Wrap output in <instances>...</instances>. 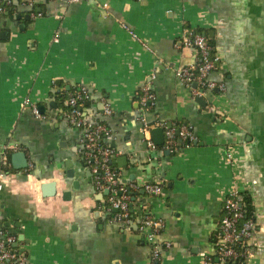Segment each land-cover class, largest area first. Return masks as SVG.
Segmentation results:
<instances>
[{
  "label": "crops",
  "instance_id": "crops-1",
  "mask_svg": "<svg viewBox=\"0 0 264 264\" xmlns=\"http://www.w3.org/2000/svg\"><path fill=\"white\" fill-rule=\"evenodd\" d=\"M9 1L0 19V230L16 235L29 263L213 264L223 200L234 186L254 206L247 264H264V97L254 89L250 45L252 27L264 26V0ZM187 28L211 40L219 61L209 77L226 87L201 101L175 75L198 61L195 49L175 45ZM148 80L155 103L147 121L188 124L189 144L168 151L144 143L136 99ZM80 85L90 94L85 113L111 129L109 143L121 151L112 160L120 178L163 187L157 197L132 196L136 218L146 211L165 221L159 239L171 246L158 260L135 224L111 221L99 208L107 194L94 189L80 132L61 116L62 94ZM102 99L111 115L101 113ZM16 151L25 152V168L12 167ZM47 182L52 195L43 193Z\"/></svg>",
  "mask_w": 264,
  "mask_h": 264
},
{
  "label": "built area",
  "instance_id": "built-area-1",
  "mask_svg": "<svg viewBox=\"0 0 264 264\" xmlns=\"http://www.w3.org/2000/svg\"><path fill=\"white\" fill-rule=\"evenodd\" d=\"M78 1L80 0H69V2ZM8 5H10L9 0H0V19ZM175 45L179 48L190 47L197 51V62L175 70L176 77L189 89L193 98L200 97L206 91L213 89L225 91V82L214 81L209 77L217 68L219 58L204 33L187 28L176 40ZM62 99L65 109L61 110V116L80 132L78 151L92 174L94 189L100 193L108 190L106 199L101 202L99 208L111 213V221L125 226L135 224L137 231L151 245L152 259L158 260L161 253L171 246L169 241L159 239L165 230V221L146 211L136 218L133 210H130V204L133 205L132 196L138 190L148 197L160 196L163 192L162 185L155 181L137 183L134 180L124 181L120 178L119 171L112 166V160L121 154V151L109 143L112 137L111 129L105 123L88 116L84 111L85 102L90 99L86 85H80L63 93ZM136 100L140 108L138 116L140 130L147 147L156 148L150 135L152 127L163 129L162 147L168 151H174L194 139L191 127L186 123L175 128L158 119L153 124L147 121L145 114L151 111L155 103L151 80L141 84ZM101 104V113L111 115L113 110L109 101L102 99ZM31 108L36 116H40L36 105H31ZM227 157H230L229 152ZM242 199L243 192L233 186L223 200L222 214L214 240V259L208 258L213 264H247L255 252L256 242L253 238L257 231L256 219L254 214L247 217ZM16 241V235L0 230V264H30L25 254L17 248Z\"/></svg>",
  "mask_w": 264,
  "mask_h": 264
},
{
  "label": "water",
  "instance_id": "water-1",
  "mask_svg": "<svg viewBox=\"0 0 264 264\" xmlns=\"http://www.w3.org/2000/svg\"><path fill=\"white\" fill-rule=\"evenodd\" d=\"M251 11L249 17L251 16ZM251 21V20H250ZM253 26V25H252ZM261 26V25H260ZM254 42H251V50L257 52V55L254 58L256 71L254 69V89L256 91L259 90V95L264 97V34L263 36L260 34L259 30L264 33V26L259 27L254 25ZM261 35V36H260ZM262 66V68H261ZM196 100L201 101L200 97H197ZM44 107H42L43 110ZM151 136L154 144L161 145L164 141L163 137V129L161 127H155L151 131ZM125 160V159H124ZM11 163L14 169H21L27 166V157L25 152L23 151H16L11 154ZM73 169L66 172V176L71 177L73 174ZM54 182H47L42 184L43 193L46 195H52L54 193ZM108 190H104L102 193H99L101 197L103 194H107ZM130 210H133L132 203L130 204ZM136 228V225H133ZM22 236L19 237L21 239Z\"/></svg>",
  "mask_w": 264,
  "mask_h": 264
},
{
  "label": "trees",
  "instance_id": "trees-1",
  "mask_svg": "<svg viewBox=\"0 0 264 264\" xmlns=\"http://www.w3.org/2000/svg\"><path fill=\"white\" fill-rule=\"evenodd\" d=\"M10 7V5H8L7 6V8H6V10L5 11H7V9ZM10 9V8H9ZM11 12V10H9V13ZM196 31H198V32H201V33H203L201 30H199V29H195ZM205 34V33H204ZM206 35V34H205ZM209 42H210V44L212 43L211 42V40L209 39ZM60 94L59 93H56V96H59ZM63 95V94H62ZM242 205L244 206V208L246 209V215H247V217H250V216H253V214H254V206H253V203H252V198L248 195V194H246V193H244L243 194V199H242ZM215 240V239H214Z\"/></svg>",
  "mask_w": 264,
  "mask_h": 264
}]
</instances>
